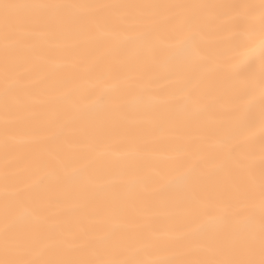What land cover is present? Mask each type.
<instances>
[{
    "label": "snow or ice",
    "instance_id": "snow-or-ice-1",
    "mask_svg": "<svg viewBox=\"0 0 264 264\" xmlns=\"http://www.w3.org/2000/svg\"><path fill=\"white\" fill-rule=\"evenodd\" d=\"M0 179V264H264V0H0Z\"/></svg>",
    "mask_w": 264,
    "mask_h": 264
},
{
    "label": "bare ground",
    "instance_id": "bare-ground-1",
    "mask_svg": "<svg viewBox=\"0 0 264 264\" xmlns=\"http://www.w3.org/2000/svg\"><path fill=\"white\" fill-rule=\"evenodd\" d=\"M129 2H134V0H129ZM144 2H159V0H144ZM49 60L47 62H42L38 58H34L32 64L29 66V70L33 73L34 79L32 81V86L37 90L42 92L45 87L46 80L54 77L56 74H71L74 69L72 68V62L67 57V55L59 50H51L48 53ZM175 85L167 80H162L157 87L162 89H171ZM141 133L145 138L148 146L152 147L160 153L167 154L168 147L173 143L170 138L167 137H156L154 136L150 129L146 126L141 129ZM67 142L65 146V151L68 154L82 155L85 154L86 147L74 148L75 144L83 143L86 144V138L83 134L82 128L79 124L70 123L65 131L64 136ZM207 151H212V146H206ZM17 180L19 186L23 189L24 194H33L39 192L40 189H31L26 187L25 174L19 172L17 174ZM3 182L0 179V191H2ZM65 200H69V196L61 197ZM45 209L54 214L57 223L64 229H71L76 227L74 221L77 218L82 217V212L74 209L68 205H50L47 200L44 202ZM90 211V210H89ZM0 213H2V201H0ZM86 222V221H85ZM154 223L158 227H168L172 224V221L166 217H158L154 220Z\"/></svg>",
    "mask_w": 264,
    "mask_h": 264
}]
</instances>
